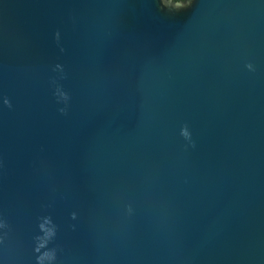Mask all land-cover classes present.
Masks as SVG:
<instances>
[{
    "label": "water",
    "instance_id": "water-1",
    "mask_svg": "<svg viewBox=\"0 0 264 264\" xmlns=\"http://www.w3.org/2000/svg\"><path fill=\"white\" fill-rule=\"evenodd\" d=\"M181 5L0 0L6 264L43 216L59 264H264V0Z\"/></svg>",
    "mask_w": 264,
    "mask_h": 264
},
{
    "label": "clouds",
    "instance_id": "clouds-1",
    "mask_svg": "<svg viewBox=\"0 0 264 264\" xmlns=\"http://www.w3.org/2000/svg\"><path fill=\"white\" fill-rule=\"evenodd\" d=\"M169 3L172 0H168ZM195 2V0H183V5L187 8L191 7V5ZM54 40L56 44L59 46L60 42V33L57 31L54 34ZM60 52L63 53L64 49L61 47ZM244 67L249 72H254V65L249 62L244 65ZM51 71L53 73H57L58 76H54L50 79L49 83L52 86V95L55 99L57 105H63L59 107L57 110L61 115H66L69 107V103L71 100V96L68 91H66L62 85H60L57 80L65 79L64 75V66L60 63H55ZM0 102H2V106L11 109L12 104L7 96L0 97ZM180 136L189 144H192L191 141V133L189 131L188 126L185 124L180 129ZM194 146V144H192ZM133 207L131 203H125L123 205V213L126 216H131L133 214ZM70 219L76 220L77 213L75 211L70 213ZM38 234L34 235L32 238V253L34 255V264H59L58 254L62 253L63 249L58 244H54V241L57 238V225L53 222L51 216H43L38 218L37 223ZM12 229L11 226L3 214H0V250H3L6 246V242L9 239L10 233ZM51 245V246H50ZM0 264H6V260L3 256H0Z\"/></svg>",
    "mask_w": 264,
    "mask_h": 264
},
{
    "label": "trees",
    "instance_id": "trees-1",
    "mask_svg": "<svg viewBox=\"0 0 264 264\" xmlns=\"http://www.w3.org/2000/svg\"><path fill=\"white\" fill-rule=\"evenodd\" d=\"M173 1L179 2V1H181V0H173Z\"/></svg>",
    "mask_w": 264,
    "mask_h": 264
}]
</instances>
